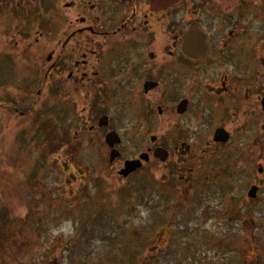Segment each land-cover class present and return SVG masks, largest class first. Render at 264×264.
I'll use <instances>...</instances> for the list:
<instances>
[{
    "label": "flooded vegetation",
    "instance_id": "1",
    "mask_svg": "<svg viewBox=\"0 0 264 264\" xmlns=\"http://www.w3.org/2000/svg\"><path fill=\"white\" fill-rule=\"evenodd\" d=\"M30 117L46 118L47 136L74 121L95 138L98 187L150 168L157 200L222 193L239 219L244 183L246 203L264 201V0H0V121ZM117 123L149 143L128 156L118 144L110 160L104 138L124 136ZM142 153L148 161L119 174Z\"/></svg>",
    "mask_w": 264,
    "mask_h": 264
},
{
    "label": "rangeland",
    "instance_id": "2",
    "mask_svg": "<svg viewBox=\"0 0 264 264\" xmlns=\"http://www.w3.org/2000/svg\"><path fill=\"white\" fill-rule=\"evenodd\" d=\"M45 119L0 121V264H264V201L246 203L245 183L237 220L222 193L206 204L172 191L157 200L150 168L98 187L104 150L95 138L75 134L74 121H55L47 136ZM117 125L124 156L149 143Z\"/></svg>",
    "mask_w": 264,
    "mask_h": 264
},
{
    "label": "water",
    "instance_id": "3",
    "mask_svg": "<svg viewBox=\"0 0 264 264\" xmlns=\"http://www.w3.org/2000/svg\"><path fill=\"white\" fill-rule=\"evenodd\" d=\"M106 117H102L100 121V125H107L108 123L105 121ZM106 142L110 147H114L115 144L120 142V137L117 135L115 131L109 132L105 137ZM152 140L154 138L152 137ZM118 156V151L116 149H113L110 153L111 160ZM140 159H144L148 161V155L146 153H143L140 155ZM140 159L136 160H127L125 161L124 168L120 170V174L123 176H127L131 172H133L135 169L141 167L142 163ZM257 188L255 186H252L248 192V196L250 198H255L256 196Z\"/></svg>",
    "mask_w": 264,
    "mask_h": 264
}]
</instances>
